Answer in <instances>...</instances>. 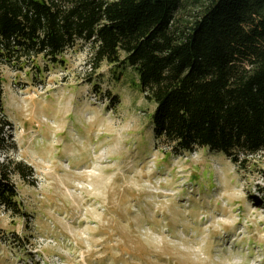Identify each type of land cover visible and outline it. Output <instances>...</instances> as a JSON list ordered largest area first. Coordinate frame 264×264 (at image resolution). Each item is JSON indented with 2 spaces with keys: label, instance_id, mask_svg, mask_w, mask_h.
<instances>
[{
  "label": "rangeland",
  "instance_id": "obj_1",
  "mask_svg": "<svg viewBox=\"0 0 264 264\" xmlns=\"http://www.w3.org/2000/svg\"><path fill=\"white\" fill-rule=\"evenodd\" d=\"M94 51L79 41L41 71L0 61L25 212L0 209V264H264L263 155L242 169L208 149L172 151L135 71L96 69Z\"/></svg>",
  "mask_w": 264,
  "mask_h": 264
},
{
  "label": "trees",
  "instance_id": "obj_2",
  "mask_svg": "<svg viewBox=\"0 0 264 264\" xmlns=\"http://www.w3.org/2000/svg\"><path fill=\"white\" fill-rule=\"evenodd\" d=\"M187 4L201 10L181 25ZM79 41L94 44L96 69L135 71L155 105L156 141L179 154L208 149L242 169L264 159V0H0L3 63L29 58L41 71L40 59L61 64ZM10 127L0 90V209L19 216L13 177L23 170L8 157Z\"/></svg>",
  "mask_w": 264,
  "mask_h": 264
}]
</instances>
